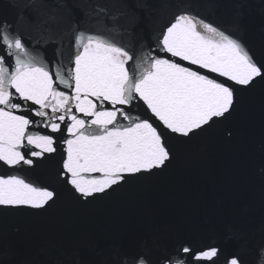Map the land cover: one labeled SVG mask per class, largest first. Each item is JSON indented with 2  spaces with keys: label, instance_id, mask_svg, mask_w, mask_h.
<instances>
[{
  "label": "snow or ice",
  "instance_id": "obj_1",
  "mask_svg": "<svg viewBox=\"0 0 264 264\" xmlns=\"http://www.w3.org/2000/svg\"><path fill=\"white\" fill-rule=\"evenodd\" d=\"M8 6L15 14L0 19V167L35 169L59 155L56 182L84 206L129 178L161 175L176 159L174 145L214 128L232 145L237 130L229 122L240 114L242 95L264 86V59L235 34L240 11L224 30L195 0H8ZM37 46L52 48L51 64L33 54ZM254 159L264 181V141ZM58 196L54 187L0 176V210L41 215ZM260 207L258 235L236 215L220 239L203 247L177 233L168 244L77 248L47 264H220L221 257L223 264H264V185ZM0 264L41 262L3 252Z\"/></svg>",
  "mask_w": 264,
  "mask_h": 264
},
{
  "label": "water",
  "instance_id": "obj_2",
  "mask_svg": "<svg viewBox=\"0 0 264 264\" xmlns=\"http://www.w3.org/2000/svg\"><path fill=\"white\" fill-rule=\"evenodd\" d=\"M195 2L200 13L224 30L232 29L237 11L242 12L240 30L235 34L258 59H264V0ZM238 3L246 6L237 9ZM14 14L8 0H0V19L11 21ZM31 50L42 55L45 62L54 61L51 47L37 46ZM180 63L201 74L223 79L185 61ZM131 114L141 113L133 110ZM229 125L237 130L232 145H225L219 130L214 128L187 145H174L176 159L161 175L129 178L117 191L87 206L78 203L72 191L56 182L59 155L35 169L0 167V176L19 175L36 185L54 187L59 193L56 204L41 215H28L31 211L28 209L0 210V253L15 252L22 258L47 264L77 248L127 250L146 242L168 244L177 233L194 246L203 247L220 239L225 223L236 215L243 216L248 222L247 229L258 235L264 181L254 157L264 141V86L242 95L240 114ZM29 130L47 133L43 128ZM57 146L58 151L64 147L59 142Z\"/></svg>",
  "mask_w": 264,
  "mask_h": 264
}]
</instances>
